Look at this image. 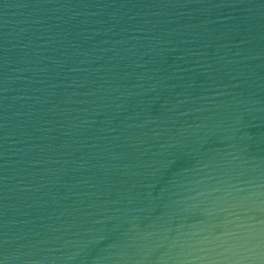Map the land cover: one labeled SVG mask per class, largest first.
Masks as SVG:
<instances>
[{
  "label": "water",
  "instance_id": "water-1",
  "mask_svg": "<svg viewBox=\"0 0 264 264\" xmlns=\"http://www.w3.org/2000/svg\"><path fill=\"white\" fill-rule=\"evenodd\" d=\"M0 264H264V0H0Z\"/></svg>",
  "mask_w": 264,
  "mask_h": 264
}]
</instances>
